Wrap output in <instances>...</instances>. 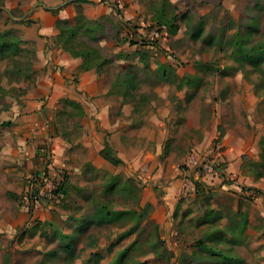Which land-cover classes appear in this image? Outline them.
<instances>
[{
    "label": "rangeland",
    "instance_id": "1",
    "mask_svg": "<svg viewBox=\"0 0 264 264\" xmlns=\"http://www.w3.org/2000/svg\"><path fill=\"white\" fill-rule=\"evenodd\" d=\"M138 1H76L75 15L101 24L93 43L123 98L119 130L133 128L134 146L162 133L165 154L186 158L187 192L169 206L166 185L145 180L151 156L107 161L111 133L76 98L78 74L39 88L27 9L52 0H0V31L12 32L0 49V264H264V176L243 169L263 151L264 0ZM169 3L175 32L156 19Z\"/></svg>",
    "mask_w": 264,
    "mask_h": 264
},
{
    "label": "crops",
    "instance_id": "2",
    "mask_svg": "<svg viewBox=\"0 0 264 264\" xmlns=\"http://www.w3.org/2000/svg\"><path fill=\"white\" fill-rule=\"evenodd\" d=\"M125 1L130 3L132 8H137L139 4L138 0ZM52 2L44 5V7H34V5L32 9H27L31 18L35 20L36 28L31 27L30 30L31 32L35 31L33 38L36 40L38 55L35 70L40 72L39 88L67 87V83L71 81L68 79L73 73L78 74L76 85L81 93L76 98L81 104L85 105L86 112H89L94 117L96 124L111 133L112 146L116 138L120 140L121 136H126L125 141L120 140L121 144L115 145L118 157L124 162H129L131 156H129L128 152L132 151L131 153L137 154V160L140 163L141 159L148 161L149 156L152 159L155 158L153 163H149L147 171L143 172L145 180L152 186L156 185V183L165 184L167 190L166 202L169 206H174L177 195L182 191L187 192L188 190L187 176L180 168L182 162L186 163V158H177L179 161L176 163L172 153L165 154L166 146L164 145V135L162 133L152 138H140L138 139V144L134 146L132 144L134 141L133 134H130L133 131L125 132V130L133 128L128 126L123 130H119L122 125L118 126L115 120L122 106L123 98L110 95L112 82L105 83L103 79L104 73L99 74L95 69L81 70V58L72 56L54 41L58 33L56 27L57 18H68L75 15V3L77 2L68 3L69 0H52ZM230 2L231 0H224L225 5ZM106 8L105 2H101L96 9L86 7L85 13L87 16L95 18L101 12H105ZM97 94L99 96L91 98ZM167 105H169L168 101L164 102L154 115L159 128H163L166 122L171 120V118L165 120L169 114ZM123 110L125 109L123 108ZM130 141L131 143H129ZM150 145H155V147L152 148ZM145 161L141 164H145Z\"/></svg>",
    "mask_w": 264,
    "mask_h": 264
},
{
    "label": "trees",
    "instance_id": "3",
    "mask_svg": "<svg viewBox=\"0 0 264 264\" xmlns=\"http://www.w3.org/2000/svg\"><path fill=\"white\" fill-rule=\"evenodd\" d=\"M76 1L82 2L85 0ZM114 6L118 13L121 14L118 5L115 4ZM177 18L178 14L175 13L173 4L169 3V5L163 4V6L159 9V14L156 19L159 24L164 25L169 30L175 32L178 26L176 22ZM56 27L58 29V33L56 35L57 45H59L66 52L70 53L72 56L81 58V70L95 69L98 73H100L98 70H100V68L107 62L105 55H103V53L93 43L100 37V22L96 19H88L84 14L80 13L71 18H57ZM9 33L12 32L0 31V49L9 45L6 40ZM14 38L15 39H13L11 46L14 44L15 48L18 49L20 40L15 35ZM131 42L138 44L147 43L146 41L136 39L134 35ZM124 83L128 84L130 81L124 80ZM114 84L115 83H112L110 92L112 91ZM66 102L79 106L81 108V114H84V109L79 102L71 99H67ZM261 146L263 147V151L261 152L260 160H249L245 162L243 167L247 174L254 175L257 178L264 176V137L261 138ZM106 150L107 155L105 158L107 161L113 165H119L123 162L118 155L113 154L114 149L109 143L106 145Z\"/></svg>",
    "mask_w": 264,
    "mask_h": 264
},
{
    "label": "built area",
    "instance_id": "4",
    "mask_svg": "<svg viewBox=\"0 0 264 264\" xmlns=\"http://www.w3.org/2000/svg\"><path fill=\"white\" fill-rule=\"evenodd\" d=\"M209 167H210V166H209ZM209 171H211V169H208V171L206 170V172H209ZM203 172H204V168H203V170H202V172H201L200 174H204ZM206 172H205V173H206Z\"/></svg>",
    "mask_w": 264,
    "mask_h": 264
}]
</instances>
